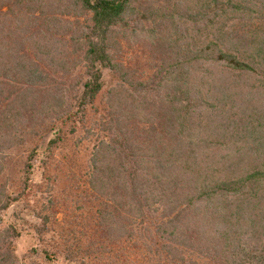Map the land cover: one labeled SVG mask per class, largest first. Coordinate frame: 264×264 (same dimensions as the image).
Returning <instances> with one entry per match:
<instances>
[{
  "label": "trees",
  "instance_id": "1",
  "mask_svg": "<svg viewBox=\"0 0 264 264\" xmlns=\"http://www.w3.org/2000/svg\"><path fill=\"white\" fill-rule=\"evenodd\" d=\"M79 132L95 216L59 248L5 217ZM23 233L54 264H264V0H0V264Z\"/></svg>",
  "mask_w": 264,
  "mask_h": 264
},
{
  "label": "rangeland",
  "instance_id": "2",
  "mask_svg": "<svg viewBox=\"0 0 264 264\" xmlns=\"http://www.w3.org/2000/svg\"><path fill=\"white\" fill-rule=\"evenodd\" d=\"M144 54L139 50H133L128 53V58L134 66L142 62ZM142 58V59H141ZM146 60H144L145 62ZM106 79V86L114 83V80ZM92 111V110H91ZM48 137L49 135L46 134ZM64 141L59 143V146L53 153V158L47 167V174H36V183L42 192V197L37 199L29 192L20 201L15 202L7 210L6 217L9 218L12 213H17L15 219L17 223L30 226L35 224L38 213L50 214V228L53 229L55 245L59 248L63 244H68L67 238H73L75 243H78L82 248L86 245V238L83 236V225L95 216V204L84 201V192L86 181L89 172V153L91 145L87 141H82V133L69 134L64 133ZM36 140V139H35ZM34 140V141H35ZM23 147H18L11 150L10 165L7 168L6 176L11 177L10 190L14 192V186L19 183L18 168L19 161L23 159ZM27 148V147H26ZM10 182V181H9ZM13 184V185H12ZM35 189V190H36ZM52 204L50 207H44L47 201ZM27 223V224H26ZM85 232L92 233L88 227ZM31 233H23L16 242V251L20 257L26 256L31 264H54L44 260L42 257L34 255H26L28 249L35 243ZM67 241V242H66Z\"/></svg>",
  "mask_w": 264,
  "mask_h": 264
}]
</instances>
